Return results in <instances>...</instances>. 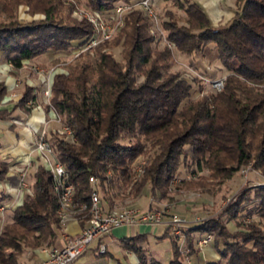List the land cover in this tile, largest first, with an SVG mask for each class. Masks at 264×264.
<instances>
[{"label": "trees", "instance_id": "obj_1", "mask_svg": "<svg viewBox=\"0 0 264 264\" xmlns=\"http://www.w3.org/2000/svg\"><path fill=\"white\" fill-rule=\"evenodd\" d=\"M84 1L104 13L119 1L132 0ZM175 1L184 7L187 25L169 24L167 38L185 53L195 54L206 45L217 50L216 59L227 74L216 94L191 100V83L170 71L171 49L156 48L150 17L136 10L124 15L122 26L110 39L80 52L67 71L52 76L46 108L51 107L70 129L74 142H63L54 130L46 138L74 187L73 201L85 206L82 215H87L90 205L89 177L96 180L106 212L110 209L102 201L124 192L136 198L145 187L154 199H166L171 181L188 160L199 171H209L212 179L231 177L248 162L264 170V0H236L239 9L225 25H213L194 0ZM19 4L42 17L18 21ZM68 10L60 0H0V12L10 17L0 21L2 59L19 68L24 59L76 49L92 30L86 20L69 17ZM106 45L120 47V61L106 51ZM4 90L0 82V96ZM33 99L32 88L25 86L17 106L28 113ZM141 155L147 162L136 175L132 163ZM7 169V162L0 160V182ZM242 196L224 211L229 221L239 213ZM5 201L0 191V204ZM251 202L246 215L264 219V185L255 187ZM56 208L51 176L37 166L29 193L11 210L10 222L0 227V264H20L24 249L33 253L55 246L59 239ZM244 227L230 232L218 219L201 221L185 232L188 252L198 254L193 234H215V249L225 264H264V228L254 222ZM170 239L169 264H185L177 239ZM146 241V234L119 239L121 248L136 256L137 264H147L139 246Z\"/></svg>", "mask_w": 264, "mask_h": 264}, {"label": "rangeland", "instance_id": "obj_2", "mask_svg": "<svg viewBox=\"0 0 264 264\" xmlns=\"http://www.w3.org/2000/svg\"><path fill=\"white\" fill-rule=\"evenodd\" d=\"M60 1L65 5L66 9L69 8V17L76 20H85L83 17H79L80 14L92 12V9L89 8L84 0ZM137 1L139 0H132L130 2L119 1L115 4L132 5L129 9L122 12V21L127 12L134 10L140 11L142 15L150 17L153 23L150 28V34L155 38L156 48L167 46L171 49L173 63L170 67V71L180 74L181 77H184L191 83V100H196L205 95L216 94V92L220 91L227 73L222 68L220 62L216 59L217 50L213 48L212 45H206L201 50L196 51L195 54L185 53L180 51L175 43L167 38L168 29H166V26L169 24L176 25L178 27L187 25L185 22L187 15L183 9L184 7H181L180 3L175 0H148V8L151 10V12H148L137 5ZM223 1L231 6V18L229 16L230 11L228 8H223ZM198 2L204 8L213 25L228 24L236 11L239 9V5L236 3V0H222L221 3H219L218 0H198ZM104 13H108V15H110L111 10ZM4 14L5 12H0V21L6 22L10 17L5 16ZM41 17L42 13L30 14L28 12V7L25 4H19L17 6L16 19L20 22H27ZM81 45L82 43L78 44L76 49L72 48L73 50H70L69 52L55 53L52 65L59 68L58 72L67 71L74 57L78 54V50ZM105 49L110 52L116 60L120 61L119 46L106 45ZM48 68L49 67H46L48 71H52L54 69L49 70ZM47 76L48 73H46V71L39 72V77L41 79L40 84L42 85V89L40 91L41 95L43 89L47 86ZM121 142L127 143V139H122ZM138 157L146 160L147 162V157L145 155ZM134 163L135 160L132 165ZM28 184L30 183L28 182ZM262 185H264V170L254 168L253 162H248L247 164L242 165L231 177L224 179H212L210 178L209 171L206 169L199 171L194 164L188 160L186 166L181 165L179 167L175 177L171 181L166 192V199H154L150 194L149 188L145 187L136 198H133L124 192L123 194H118L113 200H110V203L102 201V204L103 207L108 210L121 209L125 206H131L142 211L148 209H158L164 212V220L169 219L170 215L175 214L182 220L183 218L181 216L189 221L191 220V224H199L204 220L218 219L227 224L230 232H233L236 229L242 231L244 230V226L246 224L253 222L255 224H259L261 228H264V219L246 215L247 210L253 205L251 201L254 200L255 187ZM97 193L101 199L102 194L99 187L97 188ZM240 195H243L242 199L244 202L241 205V208H239V213H237L236 216L229 221L230 215L225 214L224 211L233 203L239 201ZM134 201L135 203L133 204ZM109 205L111 206L108 207ZM242 209H244V211H242ZM10 216L11 213L5 215L1 220L2 215H0V227L3 224H8L10 222ZM186 227L187 226L184 221L183 225L179 229V234H176L174 233L172 227L167 226V232L165 231L164 235H162L167 236V238L161 240L160 237V240L158 241L153 236H148L149 238L146 242H141L139 246L142 249V255L145 256L147 264H169L173 255L170 237L177 239L179 250L182 254L181 260L185 264H193L197 259L201 260V264L218 261L220 264H225V261L221 259L219 253L215 249V243L213 241L215 234L211 235L212 240L209 245L202 248L198 246V241L207 235L193 234L192 236L194 239L192 245L198 250V254L190 255L185 239V232L189 230ZM134 228L135 227H131V234L134 233ZM218 245L221 248L222 244L220 242ZM108 249V253L112 255V259L114 261H118L119 264L126 263L127 260L124 250L120 246H116L114 244L110 245ZM31 254V251L24 249L19 258L20 264H30L29 260ZM35 255L40 259V261L45 258V255L40 252H37ZM107 257L108 255L104 256V254L98 255L96 253V255H92V253H88L85 257V264H111V259H108L109 257Z\"/></svg>", "mask_w": 264, "mask_h": 264}, {"label": "built area", "instance_id": "obj_3", "mask_svg": "<svg viewBox=\"0 0 264 264\" xmlns=\"http://www.w3.org/2000/svg\"><path fill=\"white\" fill-rule=\"evenodd\" d=\"M136 4L146 11L151 12L148 8V0H139ZM131 6V4L115 5L111 9L110 15L96 10H92L91 13L80 14L79 17H83L90 24L92 33L82 42L78 54L80 52L92 50L103 40L109 39L115 32H117L122 26V12L129 9ZM42 95L48 105V85L43 89ZM11 97H13V95H11ZM48 111L50 112L51 117L49 120L42 121V130L39 135L36 136L33 150L37 154V166L43 167L50 174L52 179L53 191L57 196L55 216L57 218L59 238L63 240V244L58 247L53 246L38 249L45 255V258L35 264H73L93 244H96L95 252L98 255L105 254L106 246L101 243V239L117 227H154L166 224L167 226L172 227L174 233L179 234V229L184 221L177 215L172 214L165 222L164 212L158 209L142 211L131 206H125L121 209L104 212L101 208L95 186L96 180L93 177L88 178V182L91 185L88 212L87 215H82L85 206L78 205L73 201L74 187L68 181L63 166L56 161L55 153L47 141L46 131L48 124L53 122L57 125L54 132L63 140V142L67 144L73 143L74 138L70 129L60 122V119L54 110L51 107H48ZM145 165L146 160L138 157L132 165V171L136 175H140ZM26 177L27 170L24 168L19 172L16 187L12 189L8 188L3 191V194L6 197L11 196L13 193L14 196L12 198L14 199L0 204V215L6 210H12L15 208L18 199L23 196L24 193H29V184L26 181ZM71 221H76L81 224L78 233L74 236H68L65 232L67 224ZM211 240V235H207L198 241V246L200 248L205 247Z\"/></svg>", "mask_w": 264, "mask_h": 264}, {"label": "crops", "instance_id": "obj_4", "mask_svg": "<svg viewBox=\"0 0 264 264\" xmlns=\"http://www.w3.org/2000/svg\"><path fill=\"white\" fill-rule=\"evenodd\" d=\"M194 1L198 2V0ZM218 2L221 3L222 0H218ZM222 3L223 8H228L230 11L229 16L231 18V6L226 4L224 1ZM54 58L55 53L48 52L31 59H24L21 61V66L19 68H13L10 63L3 60L0 55V82L5 87L3 94L0 96V160L5 161L8 164L6 175L0 182V191L2 192L8 188L12 189L16 187L19 172L24 168L27 170V183H32V174L35 172L37 166V154L33 150V146L36 136H38L42 130V121L49 120L51 117L50 112L46 108L47 102L40 94L42 85L40 84L41 79L39 77V72L46 71V73H48L47 85L50 87L53 74L59 71L57 66L52 65ZM46 67H49V70L53 68L54 69L52 71H48ZM25 86L32 88V94L34 96L33 107L28 113H25L20 107L17 106L18 100L20 99ZM12 94L15 95L11 97ZM28 105L29 104L27 103L26 106ZM55 125L56 124L53 122L48 124L46 131L47 138L49 133L57 128ZM13 196V193L11 196H8L7 201L9 202L13 200ZM21 200L22 196L18 199L16 206L20 205ZM10 213L11 209L4 211L1 220L5 215ZM181 217L186 223V228L192 229L197 225L191 224V220L189 221L183 216ZM166 221L167 219H165V222ZM80 227L81 224L79 222L71 221L67 224L65 232L68 236H74L78 233ZM130 230L131 228L117 227L111 230L108 235L101 239V243L106 246V253L104 256L108 255L109 258H107L111 259V264L119 263L118 261H114L112 259V255L108 253V247L110 245L115 244L116 246L118 245L121 247L119 239L128 238L135 234H146L147 240L149 238L148 236H153L159 241L160 237H162V235H164L165 231L167 230V226L165 224L154 227L138 226L134 228L133 234L130 233ZM62 244L63 240L59 238L55 246L58 247ZM95 248L96 244H93L73 264H85V257L88 255V253L96 255ZM37 252L40 251L35 250L31 254L29 260L30 264H35L40 261V259L35 255ZM124 254L127 260L125 264H137V258L133 253L124 250ZM200 262L201 260L197 259L194 261V264H201Z\"/></svg>", "mask_w": 264, "mask_h": 264}]
</instances>
